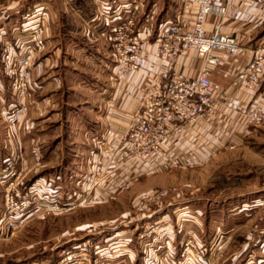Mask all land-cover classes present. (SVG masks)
<instances>
[{
    "label": "rangeland",
    "instance_id": "obj_1",
    "mask_svg": "<svg viewBox=\"0 0 264 264\" xmlns=\"http://www.w3.org/2000/svg\"><path fill=\"white\" fill-rule=\"evenodd\" d=\"M66 4L0 0V166L19 168L16 190L31 189L37 201L24 217H9L0 183V264H264V125L245 116L220 128V114L198 125L214 126L215 144L184 145L161 166L122 163L128 173L119 176L122 153L100 162L111 143L85 133L63 106L71 96L81 110L76 99L100 74L65 51L67 36L96 39L78 30L83 20ZM35 27L46 49L27 64Z\"/></svg>",
    "mask_w": 264,
    "mask_h": 264
},
{
    "label": "crops",
    "instance_id": "obj_2",
    "mask_svg": "<svg viewBox=\"0 0 264 264\" xmlns=\"http://www.w3.org/2000/svg\"><path fill=\"white\" fill-rule=\"evenodd\" d=\"M164 1L156 0L152 1L153 4H151L148 0H141L138 5L141 8L140 15L142 16L140 27L144 28L147 25L152 27L154 36L152 35L153 38L150 37V39L153 41L156 36L158 37L164 24L168 22L181 19L186 31H192L194 27L197 12L196 5L188 4L185 0ZM213 1L216 4L225 5L227 12L223 17L210 16L206 23L207 32L212 33L215 25L221 23L224 32L236 37L241 44V54L238 57L221 54L222 63L215 68L212 76L213 81L221 86L217 96V100L222 106L220 128L223 125L224 128H234L235 123L239 124L241 117H245L243 109L257 104L264 105V82L255 92L246 90L241 81L238 86L234 85L239 74L252 60L254 50L264 40V0ZM135 2L136 0H67L66 4L68 7L70 6L77 19L79 17L83 20L85 27L88 26L86 28L79 27L78 30L83 32L86 29L87 35L92 34L96 39L92 41L88 37L90 42L86 43L81 38L85 36L79 32L81 36L78 34L76 37L67 36L70 45L66 46L65 51L73 52L82 56L81 59L90 61L93 66H96L97 72L100 74L87 83L91 87L87 89V92L90 91V93H82L76 99L82 105L81 110L78 111L77 108L68 104L71 96L65 100L66 104L63 106H67V110L75 111L80 119L77 124L79 127L85 128V133L91 132L93 137L100 138L102 136L111 143L106 155L98 157L100 162L115 160L111 155L114 154L117 158L120 154L122 139L125 138L144 95L156 94L159 91V86L164 87L168 83V81L162 79L165 70L170 72V76L175 72H183L188 78L195 79L200 76L203 66V60L196 52L185 54L172 63L164 64L154 57V48L149 43H144V52L146 51L145 55L147 57L144 72L133 75L128 81H121L112 45L113 29L128 18V15L130 17L137 11V9L133 11ZM43 5L45 7L47 4L44 3ZM154 24L157 26H154ZM90 45L95 47L91 48ZM93 53L99 54L98 59L91 56L94 55ZM84 55H89V57L85 58ZM44 62L48 63L50 60L47 59ZM46 79H44L43 86L47 87V91H49L51 83ZM47 94L50 98L57 96V94ZM61 101L63 103L64 98ZM85 110L87 111L86 114L84 113ZM87 113L91 117H95L96 120L91 122L84 120V117H89L86 116ZM54 114L58 113L54 112ZM214 129V126L209 125L198 126L196 129L189 130L188 144L184 140L181 146L188 145V147H192V150H196L198 144H200L199 142H203L205 146L215 144L210 139ZM96 133L102 135L97 136ZM94 141L96 140L94 139ZM113 160L110 165H114ZM119 163L121 173L119 176L123 177L128 173L126 172L128 168L126 169L123 166L121 160ZM113 175H110V177ZM191 208L192 206L189 205L181 211L180 215L182 217L187 216L188 214L184 213H188Z\"/></svg>",
    "mask_w": 264,
    "mask_h": 264
},
{
    "label": "built area",
    "instance_id": "obj_3",
    "mask_svg": "<svg viewBox=\"0 0 264 264\" xmlns=\"http://www.w3.org/2000/svg\"><path fill=\"white\" fill-rule=\"evenodd\" d=\"M185 1L196 5L198 9L192 31H186L180 19L164 24L157 40L151 42L152 27L149 25L141 29L138 27L141 19L138 12L113 29V49L121 81H128L133 75L146 68L147 57L144 52V43L155 46L154 57L164 64L172 63L179 57L192 52H196L203 60L198 78H188L183 72H175L170 76V72L165 70L162 79L168 83L164 87L159 86L156 94L144 95L139 110L125 138L122 139L121 160L122 163L131 166L130 170L135 163L147 164L148 162L154 166H161L163 163L178 159L175 154L182 147L181 143L188 137L189 130L221 114L222 106L217 100L221 86L212 78L215 68L222 63L221 54L232 57H238L241 54L239 40L225 33L221 23L215 25L212 33L206 30V23L210 16L223 17L226 14L225 5L216 4L213 0ZM41 34L40 27L33 28L26 63L30 62L36 53L46 49L45 40ZM240 81L250 92H255L262 86L264 40L256 47L252 60L239 74L234 85L238 86ZM16 86L18 87V83ZM19 87L22 88V85L19 84ZM243 114L251 122L264 125L263 107L259 105L248 107L243 109ZM171 148H173L172 152ZM7 171L8 169H4V166H0V183L5 187L6 213L10 215L9 217L14 216L20 219L29 211L36 209L37 201L31 195V189L16 190L17 186L22 185L17 184L16 180L21 175V170L14 166L10 173ZM1 234L2 232L0 237Z\"/></svg>",
    "mask_w": 264,
    "mask_h": 264
}]
</instances>
